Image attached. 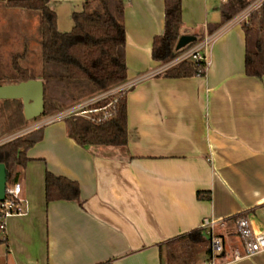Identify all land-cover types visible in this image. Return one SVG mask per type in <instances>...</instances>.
Listing matches in <instances>:
<instances>
[{
  "label": "crops",
  "instance_id": "0c3cea01",
  "mask_svg": "<svg viewBox=\"0 0 264 264\" xmlns=\"http://www.w3.org/2000/svg\"><path fill=\"white\" fill-rule=\"evenodd\" d=\"M123 1L126 79H137L125 93L127 142L82 146L65 120L43 126L17 180L23 212L4 220L0 264H167L183 242L169 241L194 229L204 240L179 264H264V251L246 255L233 218L264 233V75L245 74L244 22L234 16L210 31L227 0H181L179 37L212 35L207 69L147 75L161 64L151 46L164 0ZM83 2L47 0L58 31L72 28ZM46 170L75 180L79 198L46 202ZM204 218L224 220L214 259Z\"/></svg>",
  "mask_w": 264,
  "mask_h": 264
},
{
  "label": "trees",
  "instance_id": "16d2710c",
  "mask_svg": "<svg viewBox=\"0 0 264 264\" xmlns=\"http://www.w3.org/2000/svg\"><path fill=\"white\" fill-rule=\"evenodd\" d=\"M252 0H227L221 7V21L210 31L228 22ZM7 8H19L38 15V36L41 65L38 72L20 64L28 48L12 54L7 74L0 75V85L14 84L29 79L43 83L44 108L41 115H52L84 97L114 87L126 80L123 0H84L80 11L73 12L72 28L60 32L56 27V14L47 0H6ZM181 23V0H164L163 31L152 40L151 57L167 61L182 48H176L178 26ZM245 36L244 71L249 76L264 75V1L257 11L242 24ZM190 46L196 38L192 37ZM201 63L185 60L167 69L169 77L203 75ZM115 115L102 123H92L80 117L65 120L67 134L79 145L123 146L127 142V117L125 95L116 102ZM28 124L20 99L0 100V136L17 131ZM41 138V128L0 144V163L6 167V182H17L28 161L26 151ZM208 191H197V198H209ZM44 198L52 200H77L79 186L75 180L55 175L46 170ZM1 206V204H0ZM236 217V216H235ZM233 217V218H235ZM201 229L180 235L169 245L183 241L180 249L171 247L167 264H179L186 252L203 242ZM5 241L0 237V242ZM179 249V251H177ZM209 254V250L206 251Z\"/></svg>",
  "mask_w": 264,
  "mask_h": 264
},
{
  "label": "built area",
  "instance_id": "2783aa9c",
  "mask_svg": "<svg viewBox=\"0 0 264 264\" xmlns=\"http://www.w3.org/2000/svg\"><path fill=\"white\" fill-rule=\"evenodd\" d=\"M263 1L264 0H252L249 5H247L235 16L233 20L238 22L248 21L249 15L253 11L258 10ZM211 39L212 35H205L196 39L195 42L190 44V46L185 47V45L177 55L167 61L161 62L158 69L148 73L147 75L164 72L185 60L201 63L199 70L204 73L208 66L206 48ZM136 83L137 79H126L114 87L94 93L88 97H84L70 105H67L55 114L43 116L39 121H36L29 126L27 124L25 127L13 133L7 134L5 141L2 143L15 137L25 135L32 130L42 128L52 122L66 120L70 117H80L92 123H102L107 121L115 115V107L118 98L125 95V93ZM20 188V183L18 181L13 183L6 182L5 197L3 201L0 202V237L2 239H5L4 220L6 217L23 212L22 200L19 197ZM223 223V219L204 218L200 224L201 228L205 229L209 234V254L211 259H214L222 252V241L215 235L214 228L216 225H223ZM234 225L247 256L264 251V233L252 229L246 217L241 215L235 217ZM239 258V255H235L234 257V259Z\"/></svg>",
  "mask_w": 264,
  "mask_h": 264
},
{
  "label": "rangeland",
  "instance_id": "374dc122",
  "mask_svg": "<svg viewBox=\"0 0 264 264\" xmlns=\"http://www.w3.org/2000/svg\"><path fill=\"white\" fill-rule=\"evenodd\" d=\"M37 27V13L19 8H7L3 3H0V75L10 71L12 54L22 51L25 44L28 53L25 60H20V64L30 68L33 73L39 71L41 59ZM42 117L43 115L29 120L28 126L39 121ZM6 136L7 134L0 136V143L5 141ZM0 248L2 249V245Z\"/></svg>",
  "mask_w": 264,
  "mask_h": 264
},
{
  "label": "water",
  "instance_id": "95a60500",
  "mask_svg": "<svg viewBox=\"0 0 264 264\" xmlns=\"http://www.w3.org/2000/svg\"><path fill=\"white\" fill-rule=\"evenodd\" d=\"M192 36L182 35L178 38L176 48H182L192 41ZM20 99L24 117L33 120L43 113V83L38 79H29L14 84L0 85V100ZM6 167L0 163V202L5 197Z\"/></svg>",
  "mask_w": 264,
  "mask_h": 264
}]
</instances>
